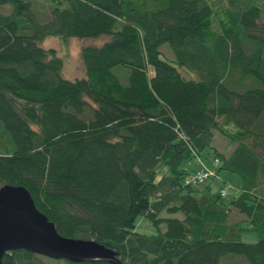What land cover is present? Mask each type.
<instances>
[{"label": "trees", "instance_id": "trees-1", "mask_svg": "<svg viewBox=\"0 0 264 264\" xmlns=\"http://www.w3.org/2000/svg\"><path fill=\"white\" fill-rule=\"evenodd\" d=\"M6 7L0 185L23 186L59 234L94 239L120 264H264V0H0ZM49 36L107 38L81 48L84 75L67 79L56 50L39 45ZM163 44L173 60L160 57ZM215 132L231 151L211 146ZM205 147L238 189L185 183ZM233 209L243 218L229 223ZM138 216L158 232L134 231ZM245 231L256 242L241 241ZM41 257L19 249L3 263Z\"/></svg>", "mask_w": 264, "mask_h": 264}, {"label": "water", "instance_id": "water-1", "mask_svg": "<svg viewBox=\"0 0 264 264\" xmlns=\"http://www.w3.org/2000/svg\"><path fill=\"white\" fill-rule=\"evenodd\" d=\"M19 249L53 260L120 264L117 252L94 239L59 234L23 186L0 185V264Z\"/></svg>", "mask_w": 264, "mask_h": 264}, {"label": "rangeland", "instance_id": "rangeland-1", "mask_svg": "<svg viewBox=\"0 0 264 264\" xmlns=\"http://www.w3.org/2000/svg\"><path fill=\"white\" fill-rule=\"evenodd\" d=\"M225 2V0H223ZM44 12L47 11L48 6L46 4H42L40 2L38 6ZM1 12L9 13V8H1ZM105 36L94 37V38H68L62 39L59 37L49 36L44 38L39 45L43 48H54L57 54L63 60V67H62V76L67 79H74L76 77H80L84 75V68L80 58V50L84 46H99L104 40ZM160 57L165 58L167 60H173V54L170 47L167 44H163L160 47ZM182 75L186 78H197L196 74L191 70L181 67L179 68ZM211 146H214L221 151L229 152L231 151V146L220 137L216 132L213 136ZM211 149L209 147H205L198 158H194L191 160L187 165L186 169L189 171L190 174H194L200 167V161L206 164L209 167H213V161L211 156H207V153ZM211 180L207 181L203 185L195 186L197 188H202L204 185L209 183ZM212 184L219 188L223 185H229L231 188H237L240 185V177L236 174L229 173L227 171H220L218 174V178L214 179ZM258 195L259 193L264 195V183H262L258 188ZM228 196L225 199H229ZM177 217H182L181 214L176 215ZM243 218V215L237 212L236 210H232L229 214L228 222L232 223L234 221L240 220ZM134 231L151 235L156 234L158 232L157 227H155L146 217L138 216L135 220V227ZM240 240L243 242L253 243L256 242L257 236L253 232H242L240 236ZM40 259L41 264H54L57 263V260L50 259V262L46 260L43 256ZM55 261V262H54Z\"/></svg>", "mask_w": 264, "mask_h": 264}, {"label": "built area", "instance_id": "built-area-1", "mask_svg": "<svg viewBox=\"0 0 264 264\" xmlns=\"http://www.w3.org/2000/svg\"><path fill=\"white\" fill-rule=\"evenodd\" d=\"M219 164L218 159L213 160V167H209L200 161L199 169L193 174L185 177V183L187 184H204L209 180L218 178L217 165ZM232 189L229 185H225L220 189L221 195H226ZM235 190V189H234Z\"/></svg>", "mask_w": 264, "mask_h": 264}, {"label": "bare ground", "instance_id": "bare-ground-1", "mask_svg": "<svg viewBox=\"0 0 264 264\" xmlns=\"http://www.w3.org/2000/svg\"><path fill=\"white\" fill-rule=\"evenodd\" d=\"M237 189V188H236Z\"/></svg>", "mask_w": 264, "mask_h": 264}]
</instances>
